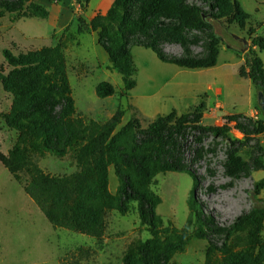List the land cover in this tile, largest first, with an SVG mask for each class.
<instances>
[{"label":"rangeland","instance_id":"rangeland-1","mask_svg":"<svg viewBox=\"0 0 264 264\" xmlns=\"http://www.w3.org/2000/svg\"><path fill=\"white\" fill-rule=\"evenodd\" d=\"M99 1L53 0L49 7L41 5L49 14L47 18L26 16L30 12L27 5L18 13L0 10V78L11 71L3 55L5 50L19 56L62 46L78 115L105 123L121 109L124 118L116 134L126 128L140 133L159 125L167 127L168 135L186 132V139L179 140L182 148L178 158L199 180L194 198L202 209L207 238L196 235L197 215L190 208L192 177L171 171L156 175L149 189L161 201L157 214L163 232L176 229L191 237L170 264H227L225 247L232 253L258 256L264 247V215L250 213L257 201H264V131L256 134L264 127V116L257 110L259 93L242 71L250 72L246 59L252 52L264 67V0H237L248 15L243 29L232 17L214 23L218 34L223 36L226 28L229 37L223 36L218 44L214 67L182 69L163 63L143 46H133L137 85L130 91L99 45L98 33L91 28L90 12ZM112 1L104 0L99 9H108ZM186 5L211 11L205 0H187ZM155 23L158 29L181 26L178 19L165 17ZM180 33L189 40L193 55L207 53V32L186 28ZM165 40L161 46L168 56L186 54L177 36ZM102 82L114 86L113 96H97L96 87ZM217 89L223 90L221 96L215 95ZM12 104L13 96L0 84V153L6 155L18 139L4 119ZM240 116L253 122L252 127L244 118L239 121L252 134L249 137L231 122ZM224 127L229 128L228 133L215 135L209 131ZM143 140L139 137L140 145H145ZM232 156L244 169L238 176L231 172ZM34 159L52 176L71 175L78 170L72 152L65 157L48 153ZM27 181L26 174L16 178L0 163V264H124L130 245L151 239L141 225L135 202L126 215L117 211L107 214L102 242L79 232L54 229L25 193ZM119 186L112 165L111 195H117Z\"/></svg>","mask_w":264,"mask_h":264},{"label":"trees","instance_id":"trees-1","mask_svg":"<svg viewBox=\"0 0 264 264\" xmlns=\"http://www.w3.org/2000/svg\"><path fill=\"white\" fill-rule=\"evenodd\" d=\"M205 1L209 2L211 11L188 6L187 0H115L106 15L98 14L92 19L91 28L98 33V43L108 54L113 69L122 76L127 91L137 85L132 56L135 45L153 51L163 63L182 69L216 66L218 44L224 37H229L226 28L222 30L224 37L218 34L214 23L232 17L243 29L248 15L237 0ZM26 5L30 11L28 17L47 18L49 15L35 0H0V10L11 13L23 11ZM162 17L178 19L181 26L158 29L155 21ZM186 28L208 33L205 55L192 54L189 40L180 33ZM175 36L184 47V56H168L161 46L165 39ZM3 55L11 71L0 78V84L13 96L12 107L4 119L7 126L17 132L18 139L7 155L0 153V163L16 178L20 174L28 176L24 191L54 229L79 232L102 242L107 230V214L117 211L126 215L130 204L135 202L141 225L150 233L151 239L130 245L123 263L170 264L173 257L190 243L191 237L176 229L163 232V222L157 214L161 201L149 185L156 175L171 171L192 177L190 208L192 214L197 215L196 235L207 238L202 209L194 198L199 180L178 158L182 148L179 140L186 139V132L168 135L167 127L159 125L140 133L126 128L116 134L124 118L123 110L119 109L105 123L78 115L67 75L66 57L60 45L19 56L5 50ZM246 66L250 72L246 74L243 70L242 76L252 80L258 93L264 94V67L254 52L247 57ZM96 94L100 99H107L115 94V88L102 82L96 87ZM257 110L264 116L259 105ZM242 118L254 126L244 116L232 118L231 122L249 137L252 134L239 123ZM209 131L220 135L228 133L229 128ZM263 131L264 127H260L256 134ZM139 137L144 138L145 145L139 144ZM70 152L78 166L71 175L47 174L34 159L48 153L65 157ZM231 161V172L238 176L244 171L240 160L232 156ZM112 165L120 181L116 196L109 191ZM250 215L263 216L264 201H257ZM227 249H223L227 264H264V247L258 256L232 253Z\"/></svg>","mask_w":264,"mask_h":264},{"label":"crops","instance_id":"crops-1","mask_svg":"<svg viewBox=\"0 0 264 264\" xmlns=\"http://www.w3.org/2000/svg\"><path fill=\"white\" fill-rule=\"evenodd\" d=\"M38 1V3L40 4V5H43V6H45V7H49V6H51V4H52V2H53V0H37ZM80 1H83V0H80ZM91 1L92 0H90V3H91ZM115 2V0L114 1H112L111 2V4H110V7L108 8V9H106V10H101V9H99V6L101 5V4H103L104 3V0H100L99 2H97V5L95 6V8H94V11H91L90 12V20H92L93 19V17H95L97 14H99V13H104V14H106L109 10H110V8L112 7V5H113V3ZM90 5V4H89ZM215 95L216 96H221V95H217L216 94V91H215Z\"/></svg>","mask_w":264,"mask_h":264},{"label":"water","instance_id":"water-1","mask_svg":"<svg viewBox=\"0 0 264 264\" xmlns=\"http://www.w3.org/2000/svg\"><path fill=\"white\" fill-rule=\"evenodd\" d=\"M244 50H247V47ZM258 105L264 110V94L262 92L258 94Z\"/></svg>","mask_w":264,"mask_h":264},{"label":"built area","instance_id":"built-area-1","mask_svg":"<svg viewBox=\"0 0 264 264\" xmlns=\"http://www.w3.org/2000/svg\"><path fill=\"white\" fill-rule=\"evenodd\" d=\"M216 94H217V95H222V94H223V90H221V89H217V90H216Z\"/></svg>","mask_w":264,"mask_h":264}]
</instances>
